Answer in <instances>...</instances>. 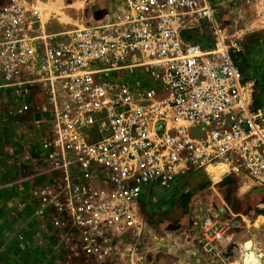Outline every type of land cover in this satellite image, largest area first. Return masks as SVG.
I'll use <instances>...</instances> for the list:
<instances>
[{
    "label": "built area",
    "instance_id": "obj_1",
    "mask_svg": "<svg viewBox=\"0 0 264 264\" xmlns=\"http://www.w3.org/2000/svg\"><path fill=\"white\" fill-rule=\"evenodd\" d=\"M35 1L0 0L4 102L44 87L34 123L51 177L31 190L35 218L102 258L136 228L149 189L220 165L264 187V81L244 75L219 16L256 0H119L104 23L71 31L40 26ZM228 225L203 219L204 244ZM127 246L120 264H145Z\"/></svg>",
    "mask_w": 264,
    "mask_h": 264
},
{
    "label": "rangeland",
    "instance_id": "obj_2",
    "mask_svg": "<svg viewBox=\"0 0 264 264\" xmlns=\"http://www.w3.org/2000/svg\"><path fill=\"white\" fill-rule=\"evenodd\" d=\"M114 1L119 0H46L42 6L53 7L49 17L56 11L62 13L61 19L43 21L37 12V22L47 31L102 24ZM219 16L244 64L245 74L264 81V0L231 4L222 8ZM43 95V84H36L23 102L7 100L6 111L0 109V132L6 138L5 142L0 139L4 148L0 158H11L7 147L17 145L19 136L28 139L35 133L32 128ZM40 129L39 135L35 133L39 148L45 137ZM41 154L40 150L38 157L34 156L33 167L40 163ZM37 172L45 174L42 166ZM49 180L44 177L32 189ZM154 189L141 201L136 228L117 240L118 251L109 257L82 251L71 229L62 238L55 225L48 222L53 250H49L50 246L46 249L48 256H53L52 264H120L123 257H131L128 242L139 245L145 264H245L243 256L253 252L257 259L250 264H264V187L256 186L235 168L220 165L197 171L177 186ZM205 218L228 222L229 229L221 243L204 244L200 224Z\"/></svg>",
    "mask_w": 264,
    "mask_h": 264
},
{
    "label": "crops",
    "instance_id": "obj_3",
    "mask_svg": "<svg viewBox=\"0 0 264 264\" xmlns=\"http://www.w3.org/2000/svg\"><path fill=\"white\" fill-rule=\"evenodd\" d=\"M4 96L7 95L0 94V109L6 111L8 105L7 101L4 102L7 99ZM11 102L14 103L12 100ZM36 117L38 120V116ZM32 129L37 135L41 132L35 126ZM35 133L28 135V139L19 136L17 145L7 147L11 151V158H0V264H52L53 256H48V251L53 250L49 240L52 235L49 232L50 226L44 219L33 216L31 189L44 177H51L37 172L39 167L44 168L42 157L37 166H32V161L36 158L34 156L38 157L40 153ZM0 139L5 142L4 133L0 132ZM1 140L0 156L4 153ZM27 144L30 145L27 147ZM26 147L27 154L24 153ZM154 190L149 189L146 193ZM47 246H50L48 251Z\"/></svg>",
    "mask_w": 264,
    "mask_h": 264
},
{
    "label": "bare ground",
    "instance_id": "obj_4",
    "mask_svg": "<svg viewBox=\"0 0 264 264\" xmlns=\"http://www.w3.org/2000/svg\"><path fill=\"white\" fill-rule=\"evenodd\" d=\"M44 1H46V0H36L35 1V4H34V6H35V9H36V11L39 13L40 12V17H41V20H45V19H47V20H49V19H51V17L53 18V19H56V20H60L61 19V16H62V13H56V11H55V14H53V15H50V17H49V14H50V11H51V9L53 8V7H51V5L50 4H48V5H50V6H48L47 5V7L44 5V6H42L43 5V2ZM49 3V2H48ZM45 8V9H44ZM44 9V10H43ZM248 252V251H247ZM254 256V257H253ZM243 258H244V256H243ZM254 258H256L257 259V256L254 254V252L253 253H250V254H246V256H245V258L243 259L244 260V262H245V264H250V263H252L253 261H254ZM256 262V261H255Z\"/></svg>",
    "mask_w": 264,
    "mask_h": 264
},
{
    "label": "flooded vegetation",
    "instance_id": "obj_5",
    "mask_svg": "<svg viewBox=\"0 0 264 264\" xmlns=\"http://www.w3.org/2000/svg\"><path fill=\"white\" fill-rule=\"evenodd\" d=\"M239 62H240V64H241V67H242V70H243L244 75H246L245 72H244V70H245V68H244V64H243L242 60L240 59V57H239ZM246 76H247V75H246Z\"/></svg>",
    "mask_w": 264,
    "mask_h": 264
},
{
    "label": "water",
    "instance_id": "obj_6",
    "mask_svg": "<svg viewBox=\"0 0 264 264\" xmlns=\"http://www.w3.org/2000/svg\"><path fill=\"white\" fill-rule=\"evenodd\" d=\"M245 258V257H244Z\"/></svg>",
    "mask_w": 264,
    "mask_h": 264
}]
</instances>
